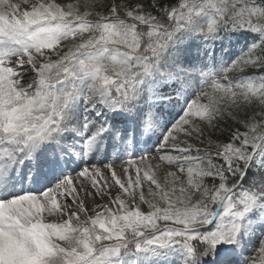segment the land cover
I'll use <instances>...</instances> for the list:
<instances>
[{"label":"snow or ice","instance_id":"obj_1","mask_svg":"<svg viewBox=\"0 0 264 264\" xmlns=\"http://www.w3.org/2000/svg\"><path fill=\"white\" fill-rule=\"evenodd\" d=\"M0 264H264V0H0Z\"/></svg>","mask_w":264,"mask_h":264},{"label":"rangeland","instance_id":"obj_2","mask_svg":"<svg viewBox=\"0 0 264 264\" xmlns=\"http://www.w3.org/2000/svg\"><path fill=\"white\" fill-rule=\"evenodd\" d=\"M161 175H163V171L161 172ZM113 195H115V189L113 190ZM88 202H91V203H93V201L91 200V201H87V203ZM97 203H99L100 201H96Z\"/></svg>","mask_w":264,"mask_h":264},{"label":"bare ground","instance_id":"obj_3","mask_svg":"<svg viewBox=\"0 0 264 264\" xmlns=\"http://www.w3.org/2000/svg\"><path fill=\"white\" fill-rule=\"evenodd\" d=\"M88 201H91V199H89Z\"/></svg>","mask_w":264,"mask_h":264}]
</instances>
